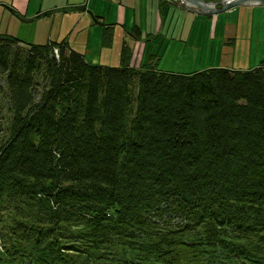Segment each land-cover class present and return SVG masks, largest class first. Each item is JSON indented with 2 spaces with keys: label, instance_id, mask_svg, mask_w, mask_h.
Segmentation results:
<instances>
[{
  "label": "trees",
  "instance_id": "trees-1",
  "mask_svg": "<svg viewBox=\"0 0 264 264\" xmlns=\"http://www.w3.org/2000/svg\"><path fill=\"white\" fill-rule=\"evenodd\" d=\"M155 58L0 33V264H264V63Z\"/></svg>",
  "mask_w": 264,
  "mask_h": 264
},
{
  "label": "rangeland",
  "instance_id": "rangeland-1",
  "mask_svg": "<svg viewBox=\"0 0 264 264\" xmlns=\"http://www.w3.org/2000/svg\"><path fill=\"white\" fill-rule=\"evenodd\" d=\"M168 7L162 13L161 3L149 0H0V33L25 44L66 42L88 64L99 66L119 67L123 42L134 53L132 66L153 55L151 62L158 60L162 72L245 71L264 63L258 16L238 17L236 9L201 16ZM105 24L112 28L107 48L101 44ZM132 28L138 39L129 34Z\"/></svg>",
  "mask_w": 264,
  "mask_h": 264
},
{
  "label": "water",
  "instance_id": "water-1",
  "mask_svg": "<svg viewBox=\"0 0 264 264\" xmlns=\"http://www.w3.org/2000/svg\"><path fill=\"white\" fill-rule=\"evenodd\" d=\"M181 9L201 16H214L236 7H264V0H169Z\"/></svg>",
  "mask_w": 264,
  "mask_h": 264
},
{
  "label": "crops",
  "instance_id": "crops-1",
  "mask_svg": "<svg viewBox=\"0 0 264 264\" xmlns=\"http://www.w3.org/2000/svg\"><path fill=\"white\" fill-rule=\"evenodd\" d=\"M149 1H153V2H158V3H162L161 0H149ZM212 1V0H210ZM215 1V0H214ZM170 3L171 6H175V7H179L176 3H173L171 1H168ZM237 8H243V9H237ZM236 9V13L238 15V17H240V15L242 16V14H253V16H258L259 17V26H263L264 27V7H251V6H246V7H236L233 8L232 10ZM227 11L225 13L231 12Z\"/></svg>",
  "mask_w": 264,
  "mask_h": 264
},
{
  "label": "bare ground",
  "instance_id": "bare-ground-1",
  "mask_svg": "<svg viewBox=\"0 0 264 264\" xmlns=\"http://www.w3.org/2000/svg\"><path fill=\"white\" fill-rule=\"evenodd\" d=\"M93 18H95V17H93ZM55 51H56V53H55ZM53 54L56 56V57H58V50L57 49H53ZM133 65V64H132Z\"/></svg>",
  "mask_w": 264,
  "mask_h": 264
},
{
  "label": "built area",
  "instance_id": "built-area-1",
  "mask_svg": "<svg viewBox=\"0 0 264 264\" xmlns=\"http://www.w3.org/2000/svg\"><path fill=\"white\" fill-rule=\"evenodd\" d=\"M55 53H56V51H55Z\"/></svg>",
  "mask_w": 264,
  "mask_h": 264
}]
</instances>
